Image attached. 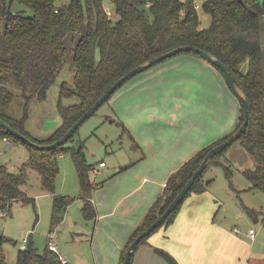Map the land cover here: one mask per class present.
<instances>
[{
    "label": "trees",
    "instance_id": "trees-1",
    "mask_svg": "<svg viewBox=\"0 0 264 264\" xmlns=\"http://www.w3.org/2000/svg\"><path fill=\"white\" fill-rule=\"evenodd\" d=\"M61 1L0 0V120L37 142L24 129L26 114L21 120L8 114L15 95L2 83L15 79L26 100L33 96L44 98L47 89L62 70L69 51V42L75 37L77 41L72 52V66L75 71L73 81L71 85L64 83L61 86L60 95H76L78 100L68 106L59 104L62 123L41 144L52 143L64 135L108 87L133 67L175 47L193 45L223 63L234 78L236 88L247 100L248 124L236 142L254 161V166L242 171L243 175L250 182L251 189L264 193V72L261 50L264 0H205L202 8L210 15L211 20L207 28H200L194 0H109L116 15L115 19L110 17L105 0ZM179 55L202 59L191 51L176 56ZM245 60L248 62L247 71L242 73L239 66ZM213 67L221 74L218 68ZM241 113V122L237 128L243 121L242 107ZM228 135L213 145L209 144L198 150L170 175L163 194L153 202L140 225L133 230L121 253L120 264H123L130 243L166 209L206 153ZM4 137L23 144L28 149L29 156L18 173L0 165V214H4L13 201H31L21 187L27 182V170L34 169L40 175L42 189L52 193L54 197L52 229L60 224L67 207L75 200L74 197L53 193L59 170L58 158L68 153L78 176L83 216L87 220L95 218L96 212L90 198L96 185L89 179L94 166L87 162L82 145H68L71 137L54 149L39 150L11 136L0 127V140ZM223 152L215 155L207 167ZM202 174L159 227L172 221L182 203L191 194L206 191ZM246 212L252 219L261 220L264 226V211L246 208ZM152 233L144 237L137 247L145 243ZM3 242L4 239L0 237V264H62L58 254L50 247L39 253L32 245H26L25 249L19 248L15 263H10L2 252ZM155 250L170 264H178L167 252L157 248ZM132 257L133 254L131 261Z\"/></svg>",
    "mask_w": 264,
    "mask_h": 264
},
{
    "label": "rangeland",
    "instance_id": "rangeland-1",
    "mask_svg": "<svg viewBox=\"0 0 264 264\" xmlns=\"http://www.w3.org/2000/svg\"><path fill=\"white\" fill-rule=\"evenodd\" d=\"M204 1L194 0L200 28H207L211 21L210 15L202 8ZM61 2H67V0ZM104 3L111 13L110 17L115 19L116 15L109 5V0H105ZM76 41L77 37L73 41L70 40L66 62L54 83L47 89L44 98L39 99L37 96H33L26 100L15 79H8L2 83L15 95L8 109V114L18 120H21L26 114L24 129L37 143H45L61 125L59 104L68 106L78 100L76 95H60L61 86L64 83L71 85L73 81L75 71L72 66V52ZM261 50L264 72L263 34L261 36ZM188 57L192 56L188 55ZM178 63L175 68H170L169 71H158L159 73L153 77L148 78V74L153 71L152 69L159 66L163 67L168 62H161L159 65L135 75L122 88L125 89L129 85L133 88L136 85L139 87L144 85L143 87L137 91L134 90L128 97H124L119 103L120 107H118L117 101L112 103L116 97L114 95L86 119L72 136L68 145L75 147L82 145L89 164H93L97 168L99 161L103 160L104 164L107 165L104 169L99 170L96 177L98 184H105L106 181L115 176L117 168H123L137 158L138 153L131 148L129 135H132V132L130 133L132 130L146 128L147 121L152 116V111L155 110L154 107L159 105L155 100L152 102L150 99V101L147 100L149 85H153V83L170 80L174 88L168 98V104L172 105L169 111L174 113L186 112L185 109H181L182 104L185 103L187 112L196 117L193 118L196 129L200 130L207 127L213 135L219 134V138L212 140L205 146L213 145L224 136L231 134L240 124L241 107L237 98L233 96L238 104L235 122L227 132L220 131V128H225L231 124V114L230 111L224 113L226 107H221L222 99L220 97H214L208 92L204 84V79H206L204 68L200 69L202 70L200 75L204 79H199L196 75L198 71L188 66L192 62L183 60ZM247 66L248 62L245 60L239 66L240 72L245 73ZM192 76L195 77V84L190 80ZM137 80L140 81L139 84H137ZM131 82H136V85ZM211 89L210 87L209 90ZM159 90H161L160 87L157 95H161ZM133 93L137 94L132 96ZM181 95L189 99L183 100ZM177 97L181 99H177L175 102ZM125 116L128 118L125 119ZM28 156V149L23 144L12 141V144L7 145L0 140V165L6 166L11 172L18 173L23 163L28 160ZM252 166H254L253 159L238 142H234L214 163L207 167L201 179L207 187L205 195L214 197L218 202L215 203V210H219L216 220H221V223L227 225L230 231H233L243 240L244 243L239 242L241 247L248 246L257 255L256 259H259L261 254H264V226L261 220L252 219L247 214L246 208L264 211V193L257 189H251L250 182L242 173L245 168ZM58 168L53 193L74 197L75 200L67 207L63 221L52 229L53 194L42 189L39 173L34 169H28L27 182L22 185L21 189L31 201L27 203L13 201L4 214H0V237L4 239L2 252L8 262L15 263L16 253L20 248L22 238L25 237L28 240L26 245L34 246L39 253L44 252L47 247H50V243H53L65 260L72 264H97L91 245L94 222L85 219L81 211L83 200L79 196L78 176L68 153L59 156ZM89 179L91 180L90 175ZM249 229L254 231L253 239L248 235ZM135 253L131 264H136L134 262ZM99 262L103 263V259L100 258ZM241 264H245L244 259Z\"/></svg>",
    "mask_w": 264,
    "mask_h": 264
},
{
    "label": "crops",
    "instance_id": "crops-1",
    "mask_svg": "<svg viewBox=\"0 0 264 264\" xmlns=\"http://www.w3.org/2000/svg\"><path fill=\"white\" fill-rule=\"evenodd\" d=\"M179 56L163 61L168 64L152 69L148 78L156 76L158 71H169L170 68H175L178 62L183 60L192 62L188 66L198 71L196 75L199 79L203 78L200 75L202 71L200 69L204 68L206 79H203L208 92L222 99L221 107H226L224 113L230 111L231 124L219 129L227 132L235 122L238 104L222 75L203 59L188 57V55ZM190 80L194 83L195 77L192 76ZM136 82L139 84L140 81ZM136 82L131 83L136 85ZM127 83L129 81L125 84ZM124 85L110 97L111 99L114 95L116 96L112 103L117 101L118 107L124 97H128L131 92L144 86L136 85L133 88L129 85L123 89ZM159 87L161 95L156 94ZM210 87L211 90H209ZM173 88L170 80L149 85L147 94L150 98L148 97L147 100L150 99L151 102L155 100L159 105L154 107L155 110L152 111L146 128L130 131L132 132V135H129L131 148L138 153L137 158L129 162L127 166L117 168L115 176L105 184H98L97 176L94 178L91 172L89 174L90 181L94 186L96 185L90 201L96 212L95 218L92 219L94 224L91 245L97 264H120L121 253L129 242L133 230L140 225L153 202L163 194L165 189L163 184L167 183L170 175L198 150L219 138V134L213 135L207 127L200 130L195 128L193 118L196 117L187 112L185 103L182 104L181 109H185L186 112L169 111L172 105L168 104V98ZM136 94L133 93L132 96ZM181 97L183 100L187 98L184 95ZM177 99L181 98L177 97L175 102ZM126 118L128 117L125 116ZM106 166L104 164L100 167L98 164L97 168H93L99 174V170ZM215 203H218L217 200L206 196L205 192L191 194L182 203L169 224L159 227L145 243L136 248L134 262L136 264H170L156 252L157 248L171 255L178 264H241L243 259L245 264H264V254L256 259L257 255L253 250L248 246L241 247L239 242L243 240L238 235L230 231L227 225L221 223V220H216L219 210H215ZM55 247L57 248L56 245ZM57 250L63 257L58 248ZM100 258L103 259V263L99 262ZM63 259L65 260L64 257Z\"/></svg>",
    "mask_w": 264,
    "mask_h": 264
},
{
    "label": "water",
    "instance_id": "water-1",
    "mask_svg": "<svg viewBox=\"0 0 264 264\" xmlns=\"http://www.w3.org/2000/svg\"><path fill=\"white\" fill-rule=\"evenodd\" d=\"M193 52L198 54L206 63L215 66L218 68L221 72V75L227 85V87L230 89V91L233 93V95L237 98L239 103L241 104V107L244 112L243 121L241 125L230 135L227 136L225 140L218 143L217 145L213 146L203 157L202 161L200 162L199 166L196 168V170L193 172L192 176L187 180V182L184 184V186L180 189V191L176 194V196L173 198V200L170 202V204L166 207V209L156 217V219L142 232L140 233L128 246L123 264H130L131 256L134 253L138 243L146 236H148L150 233H152L159 225H161L167 216L178 206V204L183 200L185 195L188 193V191L191 189L192 185L194 184L195 180L203 173L211 159L217 155L223 152L226 148H228L230 145H232L234 142L238 140V138L245 132L247 124H248V103L246 98L238 91V89L235 86L234 78L232 75L228 72L226 67L223 65V63L217 59L212 57L210 54H208L206 51L195 47L193 45H182L175 47L165 53H162L156 57H153L146 62L137 65L127 71L124 75H122L119 79H117L110 87L106 89V91L91 105L72 125L71 127L62 135L59 139L55 140L52 143L49 144H40L37 142H34L30 140L28 137H26L24 134L20 133L17 129L10 126L9 124L5 123L4 121L0 120V127H2L7 133H9L11 136L23 141L27 145L34 147L39 150H50L54 149L58 146L63 145L66 143L72 135L78 130V128L82 125V123L88 119L90 116H92L110 97L111 95L126 81L134 77L135 75L165 61L166 59H169L171 57L176 56L179 53L184 52Z\"/></svg>",
    "mask_w": 264,
    "mask_h": 264
},
{
    "label": "built area",
    "instance_id": "built-area-1",
    "mask_svg": "<svg viewBox=\"0 0 264 264\" xmlns=\"http://www.w3.org/2000/svg\"><path fill=\"white\" fill-rule=\"evenodd\" d=\"M2 141L5 142L7 145L12 144V141H11L9 138H7V137H4V138L2 139ZM99 166H100V167H101V166H104V162H100V163H99ZM91 174H92V176L95 178V177L97 176V174H98V171H97L95 168H93V169L91 170ZM163 186L166 187V183H164ZM248 235H249L250 238L253 239V237H254V231H253L252 229H249V231H248ZM27 241H28V240H27L25 237L22 238V241H21V244H20V249H25L26 244H27ZM50 248H51L55 253L58 254L59 259L61 260L62 264H65V263L67 262V261H65V260L63 259V257L59 254V252H58L57 248L55 247V245H51V244H50Z\"/></svg>",
    "mask_w": 264,
    "mask_h": 264
}]
</instances>
